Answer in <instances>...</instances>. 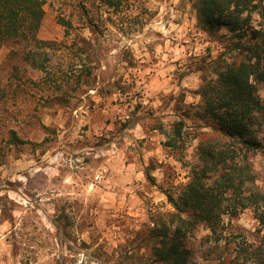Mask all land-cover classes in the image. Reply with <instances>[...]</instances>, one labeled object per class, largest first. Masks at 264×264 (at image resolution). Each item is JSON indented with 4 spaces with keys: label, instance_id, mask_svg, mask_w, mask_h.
Returning <instances> with one entry per match:
<instances>
[{
    "label": "rangeland",
    "instance_id": "rangeland-1",
    "mask_svg": "<svg viewBox=\"0 0 264 264\" xmlns=\"http://www.w3.org/2000/svg\"><path fill=\"white\" fill-rule=\"evenodd\" d=\"M194 1L113 9L47 0L39 38L53 44L48 69L83 83L69 89L67 106L38 105L52 87L45 74L0 49V80L18 91L15 105L0 108V264H159L149 232L174 211L167 194L188 182L209 131L194 115L203 78L216 61L241 60L234 34L198 24ZM83 39L95 50L82 52ZM182 118L184 149L173 151L165 142ZM10 129L27 143L9 145ZM258 131L264 145V125ZM253 162L263 177V155ZM209 235L201 227L191 240L195 264H264V230L251 211L225 216L220 242Z\"/></svg>",
    "mask_w": 264,
    "mask_h": 264
},
{
    "label": "trees",
    "instance_id": "trees-1",
    "mask_svg": "<svg viewBox=\"0 0 264 264\" xmlns=\"http://www.w3.org/2000/svg\"><path fill=\"white\" fill-rule=\"evenodd\" d=\"M100 1L113 9L120 8L124 2ZM46 2L0 0V49L9 48L8 59L16 58L19 64L27 63L45 74L52 87L42 91L36 103L51 109L69 105L66 97L69 89L75 85L82 87L83 83L79 80L71 83L62 68L48 69L49 48L53 44L39 38ZM193 8L198 24L205 31L215 34L225 29L234 34L237 42L232 51L241 60L223 65L216 61L213 76L203 78L198 91L201 103L195 107L194 115L209 131L201 134L196 148L198 161L190 171L188 182L167 194L174 211L149 232L153 256L159 264H195L190 244L194 234L203 227L211 232L207 241L220 242L225 216L234 218L249 210L264 230V176L255 170L253 162L258 154L264 157V145L258 137V129L264 125V100L260 95L264 86V0H195ZM255 14L260 22L254 19ZM60 21L69 34L71 22L64 18ZM82 42V52L95 50L85 39ZM12 70L19 72V65ZM31 83L36 87L41 84ZM84 83L89 85L88 80ZM17 93L12 83L2 84L0 80V108L10 102L15 105ZM185 127L184 118L173 122L165 142L167 148L184 149ZM8 134L11 146L27 143L13 129Z\"/></svg>",
    "mask_w": 264,
    "mask_h": 264
}]
</instances>
